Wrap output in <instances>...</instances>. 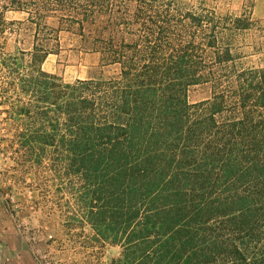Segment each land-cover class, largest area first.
Here are the masks:
<instances>
[{"label": "trees", "instance_id": "1", "mask_svg": "<svg viewBox=\"0 0 264 264\" xmlns=\"http://www.w3.org/2000/svg\"><path fill=\"white\" fill-rule=\"evenodd\" d=\"M256 28L204 0H0V150L57 173L76 220L121 247L109 264H264V65L243 61ZM63 32L117 72L43 70ZM202 83L211 96L191 103Z\"/></svg>", "mask_w": 264, "mask_h": 264}, {"label": "rangeland", "instance_id": "2", "mask_svg": "<svg viewBox=\"0 0 264 264\" xmlns=\"http://www.w3.org/2000/svg\"><path fill=\"white\" fill-rule=\"evenodd\" d=\"M193 4L197 0H181ZM219 12L250 11L258 28L247 34L243 61L247 65H264V0H204ZM24 13L7 11L6 17L23 18ZM62 49L50 54L41 68L57 74L62 81L114 75L116 66H102L95 53L72 48L70 34L61 33ZM14 36H8L4 47L12 51ZM30 46V39L17 43ZM208 83L191 86V103L209 98ZM2 146L7 141L2 140ZM28 157L14 156L10 148L0 150V230L15 232V245L21 247L19 261L30 264H109L118 257L121 247L92 238L91 228L78 222L73 213L74 202L70 194L59 187L57 173L41 164L31 165ZM46 159L42 160L46 163Z\"/></svg>", "mask_w": 264, "mask_h": 264}, {"label": "crops", "instance_id": "3", "mask_svg": "<svg viewBox=\"0 0 264 264\" xmlns=\"http://www.w3.org/2000/svg\"><path fill=\"white\" fill-rule=\"evenodd\" d=\"M15 234V232L4 233L0 230V264H30L19 261L22 252L21 247L15 245Z\"/></svg>", "mask_w": 264, "mask_h": 264}]
</instances>
